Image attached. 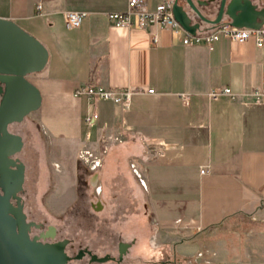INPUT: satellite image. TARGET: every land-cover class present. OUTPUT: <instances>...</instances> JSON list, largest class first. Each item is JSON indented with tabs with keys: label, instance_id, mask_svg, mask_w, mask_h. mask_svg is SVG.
Segmentation results:
<instances>
[{
	"label": "crops",
	"instance_id": "0c3cea01",
	"mask_svg": "<svg viewBox=\"0 0 264 264\" xmlns=\"http://www.w3.org/2000/svg\"><path fill=\"white\" fill-rule=\"evenodd\" d=\"M125 8L126 0H0V18L48 52L45 67L27 76L41 104L23 131H12L23 140L24 189L33 177L37 200L68 209L78 197L79 155L89 151L101 158L89 178L99 191L121 174L144 188V217L159 229L151 242L168 241L179 264H264V100L252 96L264 76V40L183 45L182 34L154 24L113 27L106 13ZM64 11L87 15L67 29ZM86 84L129 87V107L73 94ZM224 87L234 99L208 96ZM91 113L97 120L85 122ZM146 242L134 238L132 249L144 255Z\"/></svg>",
	"mask_w": 264,
	"mask_h": 264
},
{
	"label": "water",
	"instance_id": "95a60500",
	"mask_svg": "<svg viewBox=\"0 0 264 264\" xmlns=\"http://www.w3.org/2000/svg\"><path fill=\"white\" fill-rule=\"evenodd\" d=\"M172 14L180 26L195 34L203 25L227 21L238 28L258 29L264 23V0H173ZM44 44L11 19L0 18V264H66L67 240L54 238L55 230L31 237L34 221L23 210L25 166L17 156L23 147L19 134L9 126L20 123L41 104L38 88L27 78L46 65ZM42 239V240H41ZM131 243L118 244L121 258ZM104 262L107 256L96 258Z\"/></svg>",
	"mask_w": 264,
	"mask_h": 264
},
{
	"label": "rangeland",
	"instance_id": "374dc122",
	"mask_svg": "<svg viewBox=\"0 0 264 264\" xmlns=\"http://www.w3.org/2000/svg\"><path fill=\"white\" fill-rule=\"evenodd\" d=\"M24 128H26L24 121L9 126L11 132H21ZM21 153L22 150L17 156H21ZM78 164L80 179L77 184V200L61 213L52 208L54 205L51 201L37 200L34 195L33 177L26 182L22 197L27 219L41 222L44 228L53 226L56 230L55 239H69L70 242L66 248L69 253L83 247L90 249L98 256L108 254L117 258V246L120 242L131 243L134 238H137V242H139L143 235L147 239L144 255L139 256L135 248L132 249L131 246L124 254L123 264L180 263V257L173 254L172 245L168 241H159L155 244L151 242L159 229L151 222L150 218L144 217L143 204L146 202V194L143 187L141 191H138L139 185L135 178L131 176L130 178L129 175L123 177V174L116 176L113 180L114 184L108 185V189H103V193L98 190L99 179L97 178L94 183L89 179L91 178L90 174H98L100 167L90 171L87 166L89 163L86 165L78 160ZM54 168L56 169V166ZM31 169L34 171V167L31 166ZM26 189L31 192L30 196L25 194ZM56 189L57 184L52 183L51 193ZM54 202L59 203L58 201ZM57 206H60V203ZM31 231L32 233L36 232L34 228ZM84 261L86 260L82 259V262ZM104 264L113 263L106 262Z\"/></svg>",
	"mask_w": 264,
	"mask_h": 264
},
{
	"label": "built area",
	"instance_id": "2783aa9c",
	"mask_svg": "<svg viewBox=\"0 0 264 264\" xmlns=\"http://www.w3.org/2000/svg\"><path fill=\"white\" fill-rule=\"evenodd\" d=\"M173 0H166L156 5L154 10H148L146 7V0H126V8L123 11L106 13L107 21L116 28L130 29L136 27L144 29L150 24H154L161 29L168 30L172 33L182 34L181 43L183 45H191L204 43L209 50L213 48L214 42L221 37L229 38L234 42H242L250 35L254 36L257 46H261L264 40V23L258 29L238 28L230 25L228 22H221L214 27L207 28L202 32H195L191 34L185 31L180 24L175 20L171 6ZM39 8V6H38ZM87 15L84 11H64L61 14L63 24L67 29L79 27L82 19ZM156 37L152 39L155 43ZM148 93H152L153 89H148ZM131 89L124 88H103L94 84H86L77 88L74 91L75 96L86 95L93 99L110 100L114 104L123 109H127L130 104ZM220 95H227L234 99V95L230 92L228 87L215 89L209 92L210 98H217ZM252 96L258 100H264V76L261 79L260 85L252 90ZM182 100H187L186 94H180ZM97 113H91L85 118V122L93 123L97 120ZM82 162L89 163L88 169L90 171L99 167L101 158L98 155H93L89 151H82L79 155ZM204 170L201 169L202 173Z\"/></svg>",
	"mask_w": 264,
	"mask_h": 264
},
{
	"label": "flooded vegetation",
	"instance_id": "af4514ba",
	"mask_svg": "<svg viewBox=\"0 0 264 264\" xmlns=\"http://www.w3.org/2000/svg\"><path fill=\"white\" fill-rule=\"evenodd\" d=\"M21 196H22V194H21ZM22 199H23V197H22ZM23 210H24V202H23ZM27 221H33V220L27 219ZM35 223L39 224L40 226H39V228L32 227V228H34L36 230L35 233H32V231H31L32 228L30 229L29 234H30L31 237H33V236H40V234H45L46 232H48V227L49 226H47L46 228H44L43 227V224L41 222H35ZM54 230H55V228H54ZM55 235H56V230H55ZM55 235H54V238H46L44 240H42V239L41 240L42 241H47V242L58 241L59 239L58 240L55 239ZM64 239L67 240V244L65 246V252H66L67 256L69 257V259H68V261H67L66 264H95V263L104 264L106 262H111L113 264H123V262L125 261L124 260V255L121 258H119L118 246H117V252H118L117 258H115L113 256H110L108 254H105L104 256H107L110 259L109 260H106L104 262H98V261L94 260L93 256H95L96 258L103 257V256H98L97 254L91 252L90 249H88V248H83V247L81 248L80 247L76 251H72L70 253L67 252L66 251V248H67V245L69 244L70 241L67 238H64ZM60 240H63V239H60ZM128 249H127V251H128ZM82 259H85L86 261L82 262Z\"/></svg>",
	"mask_w": 264,
	"mask_h": 264
}]
</instances>
